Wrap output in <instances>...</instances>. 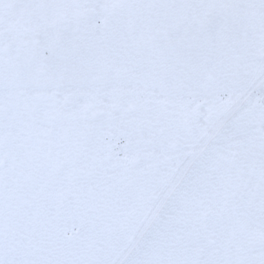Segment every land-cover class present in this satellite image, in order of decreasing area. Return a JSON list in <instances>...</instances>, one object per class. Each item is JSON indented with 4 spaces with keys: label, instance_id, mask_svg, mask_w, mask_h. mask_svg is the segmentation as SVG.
Segmentation results:
<instances>
[{
    "label": "rangeland",
    "instance_id": "374dc122",
    "mask_svg": "<svg viewBox=\"0 0 264 264\" xmlns=\"http://www.w3.org/2000/svg\"><path fill=\"white\" fill-rule=\"evenodd\" d=\"M0 264H264V0H0Z\"/></svg>",
    "mask_w": 264,
    "mask_h": 264
}]
</instances>
